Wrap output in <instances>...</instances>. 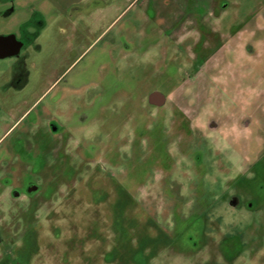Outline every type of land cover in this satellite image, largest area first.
Instances as JSON below:
<instances>
[{
	"label": "rangeland",
	"instance_id": "rangeland-1",
	"mask_svg": "<svg viewBox=\"0 0 264 264\" xmlns=\"http://www.w3.org/2000/svg\"><path fill=\"white\" fill-rule=\"evenodd\" d=\"M8 33L0 264H264V0H0Z\"/></svg>",
	"mask_w": 264,
	"mask_h": 264
},
{
	"label": "flooded vegetation",
	"instance_id": "flooded-vegetation-1",
	"mask_svg": "<svg viewBox=\"0 0 264 264\" xmlns=\"http://www.w3.org/2000/svg\"><path fill=\"white\" fill-rule=\"evenodd\" d=\"M223 3H221V6ZM208 9H211V14L215 13V10L213 9L212 6L208 7ZM35 37L32 34H27V33H19L18 35H16L15 33H8V34H0V59H5L7 57H15L16 61H15V65L14 66H18L20 64L25 63L26 59V53L21 55L20 52L23 48H27L30 45H32L34 47V49L38 48V45H36L35 43ZM14 53V55H10ZM59 84L58 80H55L52 84V87H57ZM64 84V83H63ZM70 86V85H69ZM69 86L67 84L66 88H64L65 86H62V88L67 89L66 91H63L61 93L60 96H58V98H62V99H67L69 98V93H68V89ZM32 190H35V188H31Z\"/></svg>",
	"mask_w": 264,
	"mask_h": 264
},
{
	"label": "water",
	"instance_id": "water-1",
	"mask_svg": "<svg viewBox=\"0 0 264 264\" xmlns=\"http://www.w3.org/2000/svg\"><path fill=\"white\" fill-rule=\"evenodd\" d=\"M14 55V53L10 54ZM165 97L161 92L154 91L149 94L148 96V101L149 103L156 104V105H161L164 103Z\"/></svg>",
	"mask_w": 264,
	"mask_h": 264
}]
</instances>
